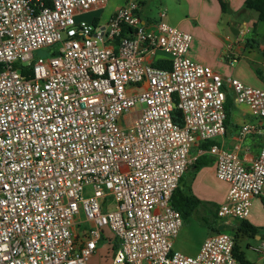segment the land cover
<instances>
[{
	"label": "built area",
	"instance_id": "built-area-1",
	"mask_svg": "<svg viewBox=\"0 0 264 264\" xmlns=\"http://www.w3.org/2000/svg\"><path fill=\"white\" fill-rule=\"evenodd\" d=\"M109 1L0 0V264H87L106 229L118 244L111 264H245L224 232L195 255L174 250L183 218L171 198L194 143L225 132V82L256 119L238 138L261 133L264 89L192 60L190 33L143 21L138 0L102 22L76 18ZM159 51L169 67L153 64ZM207 151L229 184L217 215L246 218L264 191V147L248 165Z\"/></svg>",
	"mask_w": 264,
	"mask_h": 264
},
{
	"label": "crops",
	"instance_id": "crops-1",
	"mask_svg": "<svg viewBox=\"0 0 264 264\" xmlns=\"http://www.w3.org/2000/svg\"><path fill=\"white\" fill-rule=\"evenodd\" d=\"M123 1L111 0L102 12L101 18L106 19ZM138 1L141 3L142 20L155 21L150 16H142L143 0ZM174 1L177 8L182 11V15L173 22L177 28L190 33L188 56L192 60L208 65L224 79L236 78L245 84L264 89L262 52L264 45L260 44L255 48L251 44L253 42L249 41V39H257L258 36L264 37L262 24L264 22L257 19L256 13L244 9L245 0ZM221 2L224 4V9ZM165 16L164 12L163 18ZM168 57L166 53L159 51L154 60H166ZM223 87L227 97L228 118L224 134L215 137L212 141L223 149L234 150L243 163L248 165L264 147V119L261 133L246 134L238 138L240 127L245 123L255 122L256 119L247 105L234 102L233 91L226 82ZM200 143H194L191 154L205 156L208 162L198 169L190 165L181 177L179 188L182 191L190 190L201 204L183 219L173 241V249L187 255H195L206 237L224 232L233 237L234 251L241 256L245 264H264V246H262L264 245V191L252 199L246 218L219 217L216 210L224 201L229 184L217 178L213 156L207 151L208 149L202 148ZM242 222L252 225L257 231L245 232L241 228ZM111 237L112 234L106 229L97 250H100L99 244L103 242L106 244L105 249L114 245ZM96 252L99 251L94 253ZM104 253L111 256L109 262L111 264L114 251H104Z\"/></svg>",
	"mask_w": 264,
	"mask_h": 264
},
{
	"label": "rangeland",
	"instance_id": "rangeland-1",
	"mask_svg": "<svg viewBox=\"0 0 264 264\" xmlns=\"http://www.w3.org/2000/svg\"><path fill=\"white\" fill-rule=\"evenodd\" d=\"M111 0L109 1V3ZM141 4V3H140ZM171 5L170 7L168 6ZM142 16H150L154 18L155 21H165L169 23L172 26H175V21L177 18L181 17L182 11L177 8L176 2L174 0H143L142 1ZM141 9V8H140ZM104 11V10H103ZM102 10H93L89 12H84L81 14H78L76 16L77 19H83L86 21H92L94 17H99V22H102L101 15ZM162 12L166 13V16L163 18L160 16ZM255 13V12H253ZM264 25V23H262ZM56 45L48 46V47H41L39 49L34 50L33 52V61H36L38 58H49L53 55V51L56 49ZM89 190L88 187L85 188V192ZM88 195V194H85ZM100 202L102 206H106L108 209L114 208V200L110 199L109 196L107 197H101ZM86 222L84 219V215L81 213L79 217L76 218V225L75 229L78 230L81 234L83 230L86 228ZM84 226V229L81 230L80 226ZM113 243L114 239L111 237ZM100 250L96 249V252L91 256L87 264H109L111 256L108 254H105L104 251H110L107 248L105 249V242L100 243Z\"/></svg>",
	"mask_w": 264,
	"mask_h": 264
},
{
	"label": "trees",
	"instance_id": "trees-1",
	"mask_svg": "<svg viewBox=\"0 0 264 264\" xmlns=\"http://www.w3.org/2000/svg\"><path fill=\"white\" fill-rule=\"evenodd\" d=\"M222 8L224 9V4L221 2ZM244 9H247L249 11L255 12L257 19L261 22H264V0H245L244 1V5H243ZM258 36V35H257ZM250 42L253 45V47L258 48L260 44L264 45V37H257L254 38L253 40H250ZM263 54H264V49L262 50ZM155 66L157 67H163V68H167L169 67L170 63L168 59H159L156 60L153 63ZM17 66H20V64L16 63ZM257 73L259 74V71L257 70ZM226 101H227V97L225 99V103H224V108H225V113H226V118H225V123L226 120L228 118V107L226 105ZM172 117L173 120L178 123L181 124V115L180 112L177 108H174L172 111ZM213 144L212 140H207L204 142L200 143V146L204 149H208L211 145ZM208 162V160L205 158V156H197V158L195 159V161L191 164L193 165V167L195 169H198L199 167H201L202 165L206 164ZM181 180V179H180ZM180 183V182H179ZM201 204V201L199 199H197L191 192L190 190H185L182 191L178 187L176 188V190L173 192L172 198H171V205L176 208L177 210H179V212L182 215V218L184 219L186 217V215H188L192 210H194L198 205ZM217 213V210H216ZM81 230L84 229V226H80ZM241 228L247 232V233H254L257 231V229L255 227H253L252 225L248 224V223H241ZM115 241V240H114ZM111 242V241H110ZM118 244L116 243V241L114 242V245H111V247L109 248L110 251H115L117 248ZM233 252L234 255L242 260L241 256L236 254V252L234 251L233 248ZM243 261V260H242ZM244 262V261H243Z\"/></svg>",
	"mask_w": 264,
	"mask_h": 264
}]
</instances>
